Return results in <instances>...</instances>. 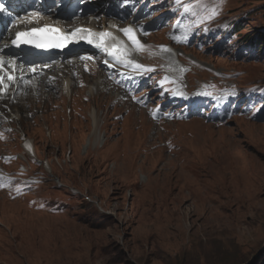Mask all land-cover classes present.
<instances>
[{"label":"rangeland","instance_id":"rangeland-1","mask_svg":"<svg viewBox=\"0 0 264 264\" xmlns=\"http://www.w3.org/2000/svg\"><path fill=\"white\" fill-rule=\"evenodd\" d=\"M132 1L141 18L123 29L138 23L143 47L118 35L128 52L167 49L146 54L148 65L137 59L150 74L139 82L146 94L107 72L103 52L74 75L60 72L44 94L3 95L36 116L4 110L12 126L0 116V264H231L264 250V0ZM82 76H92L86 91ZM177 77L198 102L167 92Z\"/></svg>","mask_w":264,"mask_h":264},{"label":"bare ground","instance_id":"bare-ground-1","mask_svg":"<svg viewBox=\"0 0 264 264\" xmlns=\"http://www.w3.org/2000/svg\"><path fill=\"white\" fill-rule=\"evenodd\" d=\"M104 1V3H103V8L105 9V15H103V17H104V19H105V17L107 16V11H108V9H107V6L108 5H104V4H106L107 3V0H103ZM94 2H97V0H94ZM98 3H100V1L99 2H97L96 3V5L98 4ZM100 7H102V6H100ZM103 8H100V13H97L96 14V16H98V15H101V13H103L104 12V9ZM132 24V28L133 29H138V27H139V24H137V23H135V22H132L131 23ZM88 26H90L91 28H93V29H98L97 31L98 32H101V33H110L111 34V36L108 38V43H107V46H108V49H107V56H108V53H109V49H110V46L111 45H114V44H118L119 42H121L120 43V46H121V50L124 52V53H127V55L126 56H124V55H121V53H119L118 52V56L117 57H123V59H125V57L126 58H131V55H132V53H129L128 52V48L126 47L127 45H126V41H123V40H121L119 37H118V35H120L121 36V38H126V40H128L129 41V39H128V37L125 35V33H124V29H123V27L124 26H122V25H120V24H115V23H110L109 21H106V20H103V22L102 23H96L95 24V26H91V25H88ZM97 26H98V28H97ZM114 38V39H113ZM100 52V51H99ZM85 59H89V57H87V58H85ZM95 59V58H94ZM115 59H117V58H115ZM126 60V59H125ZM129 60V59H128ZM80 63H84V61H81L80 60ZM80 63H77L76 61H74L71 65H68V64H64V65H61V66H58V67H56L55 69H52V70H50L49 71V73H47V72H45L42 68L40 69V68H34L35 69V71H33V68H31L30 70H28V71H26L24 74H26V75H30L31 76V79L28 81V82H26V84H25V87H27L28 88V86H29V89L27 90V92H30L31 90H34V91H37V90H40V88H37L36 86H34V84H33V82L34 83H39L40 82V84H41V87H43L44 89L46 88V90L48 89L47 87H50V80H52V79H54V81H59L60 79H57V77H56V75L57 76H59V73L60 72H62L63 70H65L66 69V75H73V70L75 69V70H77L78 69V67H79V64ZM107 63H111V61H109V60H107V59H105V65L107 64ZM83 66H81L80 68H82ZM129 66H128V64L127 63H125V64H123V66L121 67V69H120V71H122V70H124V71H127V69L126 68H128ZM106 69H107V67H106ZM105 69V70H106ZM109 70L107 69V72H108ZM42 73V74H45V79L44 80H41V78L39 77V75L37 74V73ZM75 74V73H74ZM85 74V71L83 70L82 71V74L81 75H84ZM61 75V74H60ZM101 75V74H100ZM90 76V75H89ZM61 77H64V76H61ZM83 77V76H82ZM103 77V76H102ZM91 78H92V76H91ZM91 78L90 77H88V76H84L83 77V81L82 82H80L79 83V85H78V89H80L81 91H86V89H87V83L88 82H90L91 81ZM71 78H69V76L67 77V76H65V78H64V80H63V84H64V88H65V92L67 93V94H69V95H71L70 93H73V81L72 80H70ZM93 79H96V77L95 78H93ZM104 80H103V78H99V80H98V83H97V88L98 87H100V85L102 86V85H104ZM17 85V84H16ZM45 86V87H44ZM19 87H24V85H22V84H19ZM95 88V87H94ZM93 90V89H92ZM97 90V89H96ZM95 90V91H96ZM27 92H26V94H27ZM92 93H94V91L92 92ZM13 94V93H12ZM26 94H24V93H21V92H18V97L16 98V100H20L22 97H23V99H27L29 96H24V95H26ZM38 94V93H37ZM40 99V98H39ZM7 104H10V101L7 99V98H5V99H2L1 97H0V112H3V108H4V105H7ZM42 100L39 102V104H38V109L39 108H41L42 106ZM11 106V105H10ZM47 106V107H46ZM46 106L45 107H43V108H48L49 107V103L48 104H46ZM27 107L28 108H30V110H32V107L33 106H25L24 105V107L22 108V110L20 109V110H18L17 109V107L15 108H13L14 109V111H15V113L17 114V115H19L20 113H23V111H25L26 109H27ZM42 108V109H43ZM150 108H152V106L150 107ZM47 110V109H46ZM29 112V111H28ZM14 112H13V114H15ZM31 116H32V118H34V116H36V114H35V112H34V110H32L31 112ZM93 120H94V126H95V128L97 129L98 128V119L96 118V111H94L93 112ZM6 128V127H5ZM21 129V128H20ZM21 134H23V133H21ZM94 134V133H93ZM21 136V135H20ZM36 154V153H35ZM11 197H13V196H11ZM10 197V198H11ZM9 198V199H10Z\"/></svg>","mask_w":264,"mask_h":264},{"label":"snow or ice","instance_id":"snow-or-ice-1","mask_svg":"<svg viewBox=\"0 0 264 264\" xmlns=\"http://www.w3.org/2000/svg\"><path fill=\"white\" fill-rule=\"evenodd\" d=\"M6 9L2 4H0V12H4ZM189 8L186 7L185 11H188ZM125 35L128 37V39L132 42L133 45H135L137 48H142L143 45L140 43V41L137 39L136 35L134 34V30L132 28L124 29L123 30ZM51 33L53 34L51 37H45L43 39L39 38L40 33ZM87 33V36L84 37L86 39V42L89 44H92L94 42V38H97L96 34L92 33L89 29H76L74 32L69 34H62L60 31L56 28L45 26L44 28H34L29 32H17L15 39L12 41L13 44H15L17 47H19L20 44H34L36 47H46V46H56V47H62L67 42H69L72 38H75L78 36L79 33ZM111 36L110 33H100L98 35V43L96 44L97 47H101L105 41ZM114 39V38H113ZM164 51H167V49H162ZM115 52L121 53V55L126 56L127 53H124L118 46L114 47ZM91 57H89L90 59ZM4 64L5 61L3 58H0V72L4 71ZM129 64L131 65L132 62L129 60ZM135 68L139 69L142 66L139 64L134 65ZM15 71V69H13ZM33 71L35 69L33 68ZM145 71H148V69H145ZM15 77L11 74L7 75V80L12 81ZM5 82L4 75H0V85H3ZM2 186V184H0Z\"/></svg>","mask_w":264,"mask_h":264},{"label":"trees","instance_id":"trees-1","mask_svg":"<svg viewBox=\"0 0 264 264\" xmlns=\"http://www.w3.org/2000/svg\"><path fill=\"white\" fill-rule=\"evenodd\" d=\"M249 38L251 37H248V39H246V43L247 45L253 46V44L251 43V39H254V38H251L250 40ZM260 43H261V46H263L264 39H261ZM217 259L218 258L214 259V264H222L221 262H215L217 261ZM248 260H250V255H243V256H240L238 259H235L231 264H264V250L259 252L258 255L250 262H248Z\"/></svg>","mask_w":264,"mask_h":264}]
</instances>
